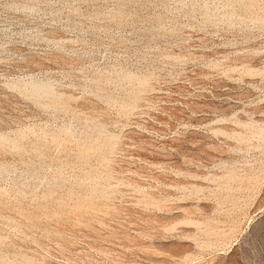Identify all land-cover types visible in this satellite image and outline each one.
I'll return each mask as SVG.
<instances>
[{
    "label": "rangeland",
    "instance_id": "rangeland-1",
    "mask_svg": "<svg viewBox=\"0 0 264 264\" xmlns=\"http://www.w3.org/2000/svg\"><path fill=\"white\" fill-rule=\"evenodd\" d=\"M0 264H264V0H0Z\"/></svg>",
    "mask_w": 264,
    "mask_h": 264
}]
</instances>
